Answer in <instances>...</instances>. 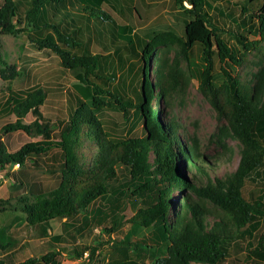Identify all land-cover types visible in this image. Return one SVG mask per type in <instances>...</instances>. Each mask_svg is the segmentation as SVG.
<instances>
[{"label":"trees","instance_id":"trees-1","mask_svg":"<svg viewBox=\"0 0 264 264\" xmlns=\"http://www.w3.org/2000/svg\"><path fill=\"white\" fill-rule=\"evenodd\" d=\"M1 1L0 39L25 34L33 50L53 56L58 70L45 77L46 86L10 90L9 112L17 120L1 133L23 131L40 139L17 151L0 140V169L16 163L40 166L52 157L61 181L49 191L34 186L32 200L19 198L26 227L48 238L53 248L17 263H10L7 253L0 264H60V248L51 242H64L65 233L100 226V233L111 236L126 223L122 239L107 240L123 249V258L107 264H223L232 248L246 250L251 263L264 264V0H237L240 15L230 18V31L220 28L210 0H172L171 11L184 15L183 36L158 28L160 18L149 11L151 0ZM138 28L147 29L140 35ZM196 48L205 61L203 70L197 69L200 91L225 122L217 134L223 152H229L227 138L242 145L236 170L225 176L211 175L215 166L201 152L199 139L180 138L179 126L163 120L155 104L171 105L187 88L191 76L179 60L185 56L194 63ZM252 51L262 57L250 84L239 80L237 69ZM139 64V72L126 75L127 65L135 70ZM26 74L14 69L11 79L20 83ZM67 74L79 82L66 90L69 118L55 122L43 108L49 95L61 96ZM28 114L34 120L26 123ZM140 123L141 136L136 134ZM87 143L89 162L80 153ZM190 171L206 180L190 177ZM248 185L252 188L246 192ZM175 189L181 196L177 202L171 200ZM126 199L136 208L128 219ZM7 206L14 204L0 199V211ZM54 219L63 221L61 234H50ZM0 238L4 252L19 242L5 233ZM104 242L99 236L74 251L78 257L88 251L93 258Z\"/></svg>","mask_w":264,"mask_h":264},{"label":"rangeland","instance_id":"rangeland-1","mask_svg":"<svg viewBox=\"0 0 264 264\" xmlns=\"http://www.w3.org/2000/svg\"><path fill=\"white\" fill-rule=\"evenodd\" d=\"M171 2L172 0H151V4H153L149 8V11L151 10L154 14L152 17H156V19L158 17L160 18L158 28L171 30L183 36L185 29L183 20L184 15L171 11ZM210 2H212L214 6L211 13L219 22L220 28L230 31L229 25L232 24L230 18H237L240 15V10L235 4L237 0H231L232 4H227L225 0H210ZM1 4L2 1L0 0V5ZM185 6L187 8L191 7L189 3H185ZM131 22L133 23L134 21L131 20ZM140 29L141 28H138L137 30L141 35L145 33L147 28ZM0 40V110L4 105L7 106V109L4 108V111L0 112V140H4L9 151H17L24 143L37 141L40 138L33 137L23 131H13L6 135L1 133L4 125L7 123H14L17 120V116L9 112L7 100L10 90H17L18 88L26 89L34 84L46 86L47 82L45 81L47 79L45 77L50 73H56L58 65L53 56L40 54L33 50L29 46L25 34L3 35ZM160 51L161 49L153 55V68L156 63V55H158ZM173 57L174 52L171 54V58ZM201 57L204 59L203 53L199 48L195 49L194 63H190L189 61L191 60L187 59L185 56H181L179 66L191 76V81L184 91L176 94L171 105H161L157 100H155V104L158 110L162 111L161 117L163 120L173 121L179 126L180 138L183 139L184 137L188 138L194 136L199 139L201 152L206 157L208 156L211 164L215 166L212 168L214 171H210L211 175L225 176L236 170L241 157L242 145L234 138H227L225 140L227 145L225 150L229 152H223L224 147H222V144L217 139V134L225 122L217 117L215 109L199 88L200 80L197 77V69L200 68V70H203L202 63H205ZM261 57L262 55L260 56L257 51H252L248 54L247 61H244L237 69V76L240 81L250 84L254 82V75L258 70ZM140 65L141 64H139L135 70H133V66L128 70L127 68H129V65H127L126 70H124L126 75L133 73V71L136 73L139 72L141 69ZM5 66L8 67L6 68ZM120 67L121 65L117 63L114 68L119 70L121 69ZM20 68L21 70L25 69L27 74L23 76L20 83H17L11 79V74L14 69L19 70ZM114 68L110 70L116 72ZM2 70H5V76H3ZM219 70L218 59L215 58L214 72L216 73ZM133 75L134 74L130 75V77ZM152 78L156 79L155 73L152 74ZM61 82L63 86V91L60 90L61 96L51 97L49 95L43 108L45 116L52 117L55 122L60 119L66 120L69 118L66 110L67 97L69 96L66 92L73 90L74 84H77L79 81L73 74H67ZM52 86L56 87L55 85ZM24 118L26 123L34 120L32 114H28ZM142 128L143 125L140 123L136 128V134L140 136L143 135ZM56 130H58V128ZM84 130H88V125H85ZM80 153L84 154L86 162L91 160L88 143L80 150ZM59 167L58 162L53 160L52 157H49L48 159H43V161L40 162V166H34L32 163L26 165L16 163L10 170L0 169V175L3 177L0 181V199H9L14 204V207L7 206L8 208L5 211H0V237L2 233H5V236L12 235L19 240L16 245L8 248L5 252L0 249V258H3V254L9 253L7 255V260L10 261V263H17L28 258L41 257L45 255L49 249L53 248L50 244L47 245L48 238H40L36 235L34 230L26 227V214L20 207L22 203H20L19 198L28 196L32 200L31 194L34 186L42 188L43 191L55 189L61 181V170ZM10 172H15V176L12 175L13 173L10 174ZM189 174L190 177H194V179L200 181L206 180V176L196 171H190ZM251 188V185H248L245 191L248 192ZM186 192L191 194L189 190H186ZM194 197L196 198L195 194ZM180 198L179 191L175 189L172 193L171 200L177 202ZM126 202L127 207L125 209V215L128 219L134 215L136 208L134 204L131 203L130 199H126ZM62 223L63 221L58 219L52 220L50 234H61L64 231ZM107 225L110 226V223L108 222ZM128 228L129 224L126 223L119 231L111 236L106 233H100L102 229L100 226H95L94 230L91 232L87 229L83 233H79L72 229L67 234H64L66 237L64 242H60L59 244L51 242V244H54L55 248H60L58 251V260L60 264H107L113 260L120 261L124 255L123 249L116 247L119 246L118 244L113 245L112 243H108L107 240L113 241V239L116 238L115 241H117L118 239H122ZM146 232L147 231H144L143 233ZM99 236H101L102 241H105L100 247L101 253L97 252L93 258L90 257L88 251L85 252L82 257L76 255L74 251L75 247L82 246L84 243H94ZM132 240L135 241L136 237H133ZM9 249L12 250L9 251ZM247 254L246 250L241 252L232 248L228 262L223 264H253V262L251 263L252 259L249 260Z\"/></svg>","mask_w":264,"mask_h":264},{"label":"crops","instance_id":"crops-1","mask_svg":"<svg viewBox=\"0 0 264 264\" xmlns=\"http://www.w3.org/2000/svg\"><path fill=\"white\" fill-rule=\"evenodd\" d=\"M4 111V107L0 110V112H3ZM8 250V249H7ZM12 250V249H9V251ZM15 250V249H14ZM7 254V253H6ZM6 254H3L2 257H4ZM10 262V261H9Z\"/></svg>","mask_w":264,"mask_h":264},{"label":"built area","instance_id":"built-area-1","mask_svg":"<svg viewBox=\"0 0 264 264\" xmlns=\"http://www.w3.org/2000/svg\"><path fill=\"white\" fill-rule=\"evenodd\" d=\"M2 178H3L2 175H0V181L2 180Z\"/></svg>","mask_w":264,"mask_h":264},{"label":"water","instance_id":"water-1","mask_svg":"<svg viewBox=\"0 0 264 264\" xmlns=\"http://www.w3.org/2000/svg\"><path fill=\"white\" fill-rule=\"evenodd\" d=\"M144 74H145V70H144Z\"/></svg>","mask_w":264,"mask_h":264}]
</instances>
